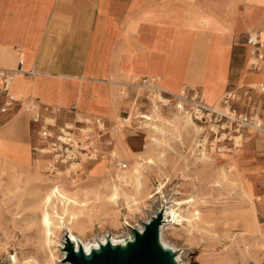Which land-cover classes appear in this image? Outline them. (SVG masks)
I'll list each match as a JSON object with an SVG mask.
<instances>
[{"label":"rangeland","instance_id":"obj_1","mask_svg":"<svg viewBox=\"0 0 264 264\" xmlns=\"http://www.w3.org/2000/svg\"><path fill=\"white\" fill-rule=\"evenodd\" d=\"M45 14L46 8L40 13L13 11L16 17L12 19L23 25L18 28L19 34H26L31 40ZM33 24L38 26L32 27ZM169 32L159 30L154 46L166 43ZM134 60L146 66L145 59ZM173 63L175 60L169 67L171 73L176 69ZM210 77L215 82L223 75ZM164 83L170 85L168 80ZM254 83L255 80L245 82L244 86ZM20 84L16 75L12 91L25 102L28 94ZM121 89L119 101L124 107L111 113L112 121L102 117L109 132L104 137L106 142L100 145L101 154L75 165L71 172H65L68 165H60L61 175L45 169V158L51 160L50 157L37 156L33 151L38 142L37 125L26 102L16 103L6 114L0 113L4 116L0 121V264H12L14 255L23 264H68L65 243L71 226L67 217L63 215L62 223L56 221L50 241L42 244L40 212L36 208L52 184L72 189L63 184L68 182L67 176L81 186L79 196L90 199L79 215L83 229L70 230L83 241L102 243L114 237L127 243L135 238L136 230L143 231L147 223L162 215V238L168 248L177 250L176 256L181 255L177 264H264V215L258 213L255 217L249 202L251 191L259 195L262 192L263 184L258 182L264 179V169L246 166L242 161L264 159V136L246 135L241 147L218 152L207 127L192 118L200 128L198 134L190 120L173 116L179 101H158L165 114L161 118L151 111L152 98H160L153 91L137 84ZM221 93L206 94L210 104L217 105ZM255 94L252 93L253 98ZM204 148L207 153H201ZM232 157L238 158V167L230 171L225 162ZM136 159L139 160L135 164ZM120 162H126L127 168L120 169ZM5 169L6 174L1 176ZM118 172L125 175L127 182L120 184ZM109 185L120 188L115 202L105 201L110 194ZM96 196L100 199L96 200ZM189 200L192 201L186 203ZM195 209L200 211V217L194 215ZM167 210L170 221L165 222ZM176 214L180 215L179 220L174 218Z\"/></svg>","mask_w":264,"mask_h":264},{"label":"crops","instance_id":"obj_2","mask_svg":"<svg viewBox=\"0 0 264 264\" xmlns=\"http://www.w3.org/2000/svg\"><path fill=\"white\" fill-rule=\"evenodd\" d=\"M45 8L34 39L21 36L18 28L23 25L12 19L13 11L40 13ZM164 29L170 30L166 43L157 48L155 37ZM248 30H256L264 42V0H0V68L17 71L14 77H20L27 98L58 108L59 123L75 120L73 106L79 115L112 121L111 113L124 107L121 88H131L136 77L156 79L170 93L175 88L200 89L208 103L205 89L211 96L222 91V97L245 82L263 80L264 69L246 68ZM137 58L145 59L146 66ZM173 60L176 69L171 73ZM219 74L223 77L213 82L210 75ZM12 84L10 93L17 98ZM256 94L254 111L264 117V94ZM5 98L0 92L2 114L14 107L2 111ZM249 134L254 133L245 132L243 139ZM242 161L264 169V159ZM260 182L264 196V179Z\"/></svg>","mask_w":264,"mask_h":264},{"label":"built area","instance_id":"obj_3","mask_svg":"<svg viewBox=\"0 0 264 264\" xmlns=\"http://www.w3.org/2000/svg\"><path fill=\"white\" fill-rule=\"evenodd\" d=\"M245 42L250 48L248 69L263 70L264 42L260 40L259 33L256 30H248ZM22 64L23 60H20L19 66ZM16 72L0 68V92L6 97L1 110L6 111L18 102H26V109L33 112V122L37 125L38 142L33 151L37 156L51 158L52 162L47 169L51 173H57L62 164L71 167L73 164L80 165L86 160L97 159L101 154L100 145L106 142L104 137L109 132L102 116L79 115L73 106L70 111L76 115L75 120L59 123L56 117L58 108L44 105L36 97L26 98L24 102V99L15 98L10 93ZM133 84L150 89L161 98L159 102L164 104V100L179 101V108L208 128L215 142L214 149L218 152L239 146L245 132L264 136V117L254 111L252 97L253 92L264 94V79L226 91L217 105L208 103L206 97L196 88L185 87L177 95L159 87L156 79L145 78L140 83ZM118 166L120 169H126L127 163L120 162Z\"/></svg>","mask_w":264,"mask_h":264},{"label":"bare ground","instance_id":"obj_4","mask_svg":"<svg viewBox=\"0 0 264 264\" xmlns=\"http://www.w3.org/2000/svg\"><path fill=\"white\" fill-rule=\"evenodd\" d=\"M249 53H250V50H249ZM246 67H248V65H246ZM134 82L140 83L139 78L136 77ZM160 85L158 84L159 87H161ZM161 88H163V87H161ZM183 88H181L179 91H176V92L173 91V93L178 95L182 92ZM205 94L208 95L209 92L206 90ZM160 99L161 98H157V99L152 98L153 104H152L151 111H153L156 115H159V116H161V118H163V117H165V114L163 113V111L161 110V108L159 106L158 101ZM164 102L167 103L168 101L164 100ZM218 103L219 102H217V104ZM177 108L178 109L173 114V116H178L182 120H185V119L190 120L193 123V125L196 127V129L198 130V134H199L200 128L195 123V121L192 119L190 114L187 112H184L181 108H179L178 105H177ZM141 117L146 118V119H151V117L148 115H142ZM125 121L128 122V119ZM201 151H202L201 153H205V152L207 153L208 152L207 148H204ZM225 152H230V149L229 150L226 149ZM225 152H222V153H225ZM111 156H113V158H115L114 154H112ZM237 159H238L237 157H232L231 159L226 160L225 164L228 166V169L230 171L232 169H234V167H238ZM138 160L139 159H136L134 163L136 164ZM51 162H52V160H48L47 158H45V165H44L45 169L48 168L47 163L50 164ZM75 165L76 164H73L71 167H67L65 169V172H71V171L75 170ZM133 169H134V172H136V169L134 168V166H133ZM124 171L125 170H123L122 173ZM122 173L118 172L117 176H116L117 179L120 181V184H122V182H127L125 180V175ZM5 174H6V169L3 170L1 176H4ZM56 174H58V175L63 174V170H58ZM66 178L68 179L69 183L63 182V184L72 187V189L67 190L65 187L62 186V184H55L54 183L51 186H49V188L47 190H45L43 192V194H42V196L38 202V205L36 207V208H38V210L40 212V218H39L40 223L38 225L41 226V228H42L41 231L43 232V239L41 240V242H42V244H45V243H48L50 241V235L52 234V228L56 225V221H59L60 223H62L61 219L63 218V215H64L67 217V223L71 226L69 230L67 229V235H69V238L71 239V241H73V243L75 244L77 249H79V247L82 245L85 252L87 254H89L94 247L98 248L101 243L97 242V243L90 244L86 241H83L79 237L75 236L71 231H72V228H82L83 229V225L81 224V221L79 219V215L87 207L90 199L88 197L84 198V197L79 196V192L82 191L81 186L73 184L74 180L73 179L70 180V178L68 176ZM109 187L111 189L110 194L105 196L106 197L105 201L115 202L119 196V189L120 188L117 185H109ZM121 187H124V186H121ZM98 199H100L99 196H96V200H98ZM191 201L192 200H189L186 203L191 202ZM249 202L251 204L250 206L254 212L255 217L258 215L259 212L264 214V197H262L261 195L256 194L253 191H251V193L249 195ZM168 213H169V215H168ZM165 215H166L165 222L170 221V219H169L170 211L167 210L165 212ZM194 215L197 217H200V215H201L200 211L195 209ZM174 218L176 220H179L180 215L176 214L174 216ZM58 228H60V225L58 226ZM160 239H161L162 244L165 247H167L168 244L162 238V229L160 230ZM39 241H40V239H39ZM111 241L113 244H124L125 243L124 240H119V239H116L114 237L111 239ZM107 242H108V239H104L102 243H107ZM175 250L176 249H174V251ZM176 252H177V250H176ZM176 260L177 261L181 260V255L178 253L176 256ZM132 261H135V260H132ZM67 262H68V264H70L69 261H67ZM12 264H23V263L20 262L18 260V258L14 255L12 257Z\"/></svg>","mask_w":264,"mask_h":264},{"label":"water","instance_id":"obj_5","mask_svg":"<svg viewBox=\"0 0 264 264\" xmlns=\"http://www.w3.org/2000/svg\"><path fill=\"white\" fill-rule=\"evenodd\" d=\"M162 215L145 225L143 231H135V238L125 244L101 243L87 254L66 237L65 260L70 264H177L176 252L165 247L160 239ZM135 260V261H132Z\"/></svg>","mask_w":264,"mask_h":264}]
</instances>
